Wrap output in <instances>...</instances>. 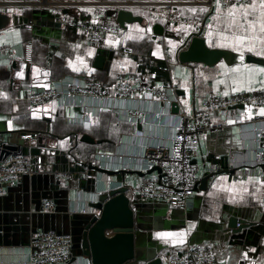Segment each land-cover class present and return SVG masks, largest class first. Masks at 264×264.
Here are the masks:
<instances>
[{"label": "crops", "instance_id": "1", "mask_svg": "<svg viewBox=\"0 0 264 264\" xmlns=\"http://www.w3.org/2000/svg\"><path fill=\"white\" fill-rule=\"evenodd\" d=\"M22 1L0 0V13L11 18L14 13L23 19L20 25H15L11 19L8 26L0 28V134L9 136L15 144L22 139L25 140L26 133L31 132L34 137L30 142L25 140L26 145L39 147L44 142H49L60 150L70 152L71 158L76 161L72 150L82 143L80 137L86 134L82 131L90 130L101 115L94 118L90 128L86 129L81 124L71 121L76 110L59 107L56 102L29 110L24 100L36 91L51 88L54 82L67 76L84 78L94 75L101 82H107L118 72L136 74L138 72L136 57L147 51L152 58L165 61L169 73L166 72L167 76L163 80L170 77L179 87V95L188 98L191 105L199 107L201 102L211 95L227 98L242 93L256 95L264 93L262 66L244 64L229 67L225 63H220L214 67H207L199 64H177L176 51L186 37L177 40L171 35L168 36L167 32L164 36L155 35L153 25L157 22L148 7L128 9L142 20L126 23L123 28L118 25V33L108 34L102 48L109 58L104 68L98 69L94 65L99 48L91 46L85 36L69 32L55 23L54 26L50 25L49 20L43 19L46 14L36 12L37 9L1 5ZM74 1L78 3L135 1L150 4L167 0ZM114 11L112 8L89 6L79 7L75 13L95 19L103 14L101 21H105L112 17ZM178 11L183 20H196L203 24L201 27L203 37L210 47L264 58V32L261 31V26L264 25V2L228 8L216 6L212 10L206 7H185ZM32 12L38 15L39 19L32 20L26 26L25 18L32 16ZM183 29L184 27H174L172 31L183 37ZM133 43L139 44L138 50L132 55H123L121 52L123 47L133 48L131 45ZM141 46L146 48L143 49ZM110 52H113L112 59ZM262 110L264 106L242 107V111L238 112L240 121L231 125L239 129L237 132L225 129L220 133L206 135L202 139L197 161L207 162L200 170V182L208 178L205 190L198 189L182 208H171L163 201L149 202V208L140 223V230L144 232L141 239L147 249L163 259V264L165 256L182 254L188 246L208 244L215 247L218 264H264V232L255 239V246H252L231 244L222 231V219L228 211H238L249 222L264 224V170L260 167L255 168L251 176L235 172V165L240 161H251L254 140L246 126L255 118L264 117ZM223 121L221 117L212 119L213 124ZM241 124L245 125L244 132L240 130ZM118 144L119 142L116 147ZM80 152L83 156L84 152L87 154V150L82 147ZM97 152L105 151L95 150L94 154ZM32 161L39 175H50L54 170L51 165L44 167L36 164L33 159ZM121 171H111L112 175L102 176L100 189H105L106 186L111 189L127 186L128 189L136 191L143 177L142 173L129 169ZM67 184L74 191L70 212L77 210L80 213V209L85 205L84 203L82 205L80 200L81 193L85 195L84 189L75 178L68 180ZM47 187L51 188L49 184ZM44 188L45 185H42L38 190L43 191ZM38 190H33L29 185L24 189L28 197ZM89 196L92 198L93 195ZM48 200L55 203L53 199ZM62 202L63 205L67 204L65 199ZM56 207L51 213L56 212ZM35 231L33 229L19 237L18 241H23L26 245L0 247V264H27L30 243L37 233L42 232ZM74 261L72 258L71 263ZM128 264L144 263L132 261Z\"/></svg>", "mask_w": 264, "mask_h": 264}, {"label": "built area", "instance_id": "2", "mask_svg": "<svg viewBox=\"0 0 264 264\" xmlns=\"http://www.w3.org/2000/svg\"><path fill=\"white\" fill-rule=\"evenodd\" d=\"M264 0H167L145 4L135 1L85 2L74 0H23L1 4L2 6L47 9L55 15L56 23L64 29H74L86 37L93 47L103 49L106 37L110 33H118L115 17L101 21L100 17L88 18L77 15L79 7L101 6L112 9H131L148 7L155 22L167 28L184 27V33L197 34L202 23L196 20H183L180 8L206 7L209 10L216 6L228 8L234 5H247ZM16 15L13 13L12 17ZM98 49V50H99ZM125 56L132 55L134 49L125 46L121 50ZM177 64H180L178 61ZM169 73L168 65L164 69ZM24 104L28 109L56 102L59 107L76 110L71 120L89 129L94 118L103 112H112L116 118L132 128L123 134L114 153L97 152L93 155V164L108 171L136 170L145 175L140 180L136 191L129 190L128 198L154 202L163 201L171 208H182L197 192L200 183L201 167L206 160L197 161L200 143L209 134H216L231 129L237 132L233 123L240 121L238 112L245 106H264V93L259 95L242 93L231 97L211 95L201 105H191L188 98L179 95L172 79H159L157 72L145 74L116 73L110 81L101 82L97 77L77 78L67 76L53 83L47 90L32 93ZM178 112L174 113L173 108ZM221 117L223 122L213 124L212 119ZM239 120V121H238ZM245 125L240 130L244 132ZM141 127V129H139ZM251 132L254 145L251 161H240L235 165L239 175H253L255 168L264 170V117L255 118L246 126ZM34 137L26 133L25 140L30 142ZM158 171L149 173L152 169ZM36 174L34 163L30 157L14 153L0 161V197L7 194L10 186L22 182L25 176ZM58 180L68 181L73 178L71 172L55 171ZM84 178H88L84 174ZM80 196V195H79ZM85 205L80 213H90L91 202L96 201L88 195H81ZM88 207V208H87ZM55 209L52 200H45L42 212L51 213ZM77 210H73L74 214ZM73 242L70 236H60L55 232H39L29 246L27 264H90L85 257L72 261ZM216 249L208 244L204 246H188L182 254L164 257L165 264H218Z\"/></svg>", "mask_w": 264, "mask_h": 264}, {"label": "water", "instance_id": "3", "mask_svg": "<svg viewBox=\"0 0 264 264\" xmlns=\"http://www.w3.org/2000/svg\"><path fill=\"white\" fill-rule=\"evenodd\" d=\"M34 12L32 16L25 18L26 26L32 20L39 19ZM112 17H115L117 24L122 28L126 23L142 20L137 18L133 12L125 9H115ZM11 19L15 25L23 23V19L18 16L11 18L0 13V28L8 26ZM43 19L50 20L48 16ZM54 23L61 27L55 19ZM153 33L157 36H164L166 34L164 25L155 23ZM185 35L187 33H184L183 37L176 34L171 35L177 40L186 37L176 51V59L180 64L214 67L225 63L229 67L244 64L264 67V58L210 47L203 37V29L197 34ZM108 56L104 49H99L94 66L103 69ZM110 56L112 59L113 52H110ZM173 112L177 113L178 108L174 107ZM80 142L89 145L102 144L101 140H96L87 133L80 137ZM14 153L30 157L36 164L44 167L51 165L53 172L73 173V178L79 180L85 195H94L96 201L89 204L92 212L71 214L70 208L73 205L71 197L74 191L69 188L67 181L56 179L52 171L50 175L36 173L33 176H25L20 184L8 188L7 194L0 197V247L26 245L23 241H18L19 237L34 229L35 232H55L60 236H70L73 242V261L85 257L90 264H128L132 261L144 264H163V259L157 253L147 249L141 239L144 232L140 230V223L149 208V202L138 199V197L131 201L127 196L130 190L127 186L114 189L106 186L105 189H100L102 176L112 175L113 172L93 163H79L71 158L70 152L60 150L49 142H44L39 147H32L26 145L24 139L15 144L9 136L0 134V161ZM153 171L159 172L160 170L155 168L149 173ZM84 174H87L88 178H84ZM144 175L142 173V176ZM207 180L208 178L203 179L197 190L200 188L205 190ZM47 184L51 188L47 187ZM28 185L35 191L42 185H45V188L28 197L24 191ZM21 192L25 194L19 195ZM48 199L55 200V206H57L55 213L42 212V201ZM64 199L67 202L66 205H63ZM222 231L231 244L255 246V239L264 232V224L249 222L238 211H228L222 219Z\"/></svg>", "mask_w": 264, "mask_h": 264}, {"label": "trees", "instance_id": "4", "mask_svg": "<svg viewBox=\"0 0 264 264\" xmlns=\"http://www.w3.org/2000/svg\"><path fill=\"white\" fill-rule=\"evenodd\" d=\"M106 15H104L105 17ZM68 30V29H67ZM69 32H73L74 34H80L77 30L71 29ZM175 34L172 32L171 27L167 28V35ZM133 46L134 51L138 50L139 44H131ZM142 47V46H141ZM132 48V47H131ZM143 49L146 47L143 46ZM148 52V51H147ZM144 53L140 56L136 57L138 63V72L137 74H145L146 72H157L158 78L163 79L166 78L167 73L164 70L166 67V63L163 60H157L152 58L149 53ZM132 128L129 124L123 123L119 121L116 116L111 113L103 112L101 116L95 121L92 125L91 129L88 131H82L83 133H88L96 140H101L102 144L100 145H89L85 143H79L77 147L72 150V154L77 162L79 163H93V154L95 150H102L105 152L114 151L117 143L119 142L121 136L123 134L131 132ZM87 150L83 153L80 152V148Z\"/></svg>", "mask_w": 264, "mask_h": 264}, {"label": "rangeland", "instance_id": "5", "mask_svg": "<svg viewBox=\"0 0 264 264\" xmlns=\"http://www.w3.org/2000/svg\"><path fill=\"white\" fill-rule=\"evenodd\" d=\"M38 11L44 12V14H46V16H48L50 18V20H49L50 21V25L54 26L55 15L52 12H50L47 9H42V8L36 10V12H38ZM188 34H190V33H187V35ZM183 35H184V33H183ZM187 35H185V36H187ZM138 199H140V198H138ZM140 204H142V202ZM143 205H145V203Z\"/></svg>", "mask_w": 264, "mask_h": 264}, {"label": "snow or ice", "instance_id": "6", "mask_svg": "<svg viewBox=\"0 0 264 264\" xmlns=\"http://www.w3.org/2000/svg\"><path fill=\"white\" fill-rule=\"evenodd\" d=\"M230 15H231V12H230ZM233 20H235V17L234 16H233ZM261 31L264 32V25L261 26ZM261 71H264V69H262ZM262 111H264V110H262Z\"/></svg>", "mask_w": 264, "mask_h": 264}]
</instances>
